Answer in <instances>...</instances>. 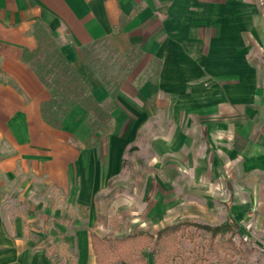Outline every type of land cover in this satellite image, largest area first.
<instances>
[{"label":"crops","instance_id":"0c3cea01","mask_svg":"<svg viewBox=\"0 0 264 264\" xmlns=\"http://www.w3.org/2000/svg\"><path fill=\"white\" fill-rule=\"evenodd\" d=\"M98 44L115 74L84 60ZM53 48L109 114L96 131L78 104L43 118L31 61ZM142 144L166 213L224 182L221 213L264 264V0H0V264H52L44 230L95 264L96 196Z\"/></svg>","mask_w":264,"mask_h":264},{"label":"rangeland","instance_id":"374dc122","mask_svg":"<svg viewBox=\"0 0 264 264\" xmlns=\"http://www.w3.org/2000/svg\"><path fill=\"white\" fill-rule=\"evenodd\" d=\"M83 57L99 76L106 77L109 72L113 74L116 71L118 72V56L106 54V48L101 44L92 46L88 53L83 54ZM106 64H111V66L107 67ZM119 70L121 71V69ZM150 155V150L145 144L141 145V149L135 145L128 147L121 174L111 180L108 186L96 196L98 215L93 226L95 233L100 236L116 237H121L138 230L153 233L157 229L179 220H188L211 227L223 224L231 225L229 220L233 219L229 216L224 217V213L222 212V208H224L223 204L225 205L229 202L228 188L224 182H220L218 185L217 183L213 184V189L210 192L204 193H201L203 191L200 190L197 192L198 189L195 186L196 198L192 200L193 202H190V205H187L185 200L181 203V201L176 199H169L171 203L175 201L179 203L172 204L174 206L173 210L166 213L159 205L162 200H159V196H156L157 193L155 194L152 189H157L158 193L161 189L165 192L166 180L163 179V182L159 180L157 183H149L150 176L153 173L163 178L166 175L165 169L158 167L151 170L148 166ZM177 170L179 173L181 172V168ZM170 175L174 174L170 172ZM181 190V188H178V192H181ZM166 200L168 201V199ZM186 208L190 210H186ZM63 218L67 222L69 221V216L65 215ZM36 222H33L34 226H36ZM236 228L237 223L236 226H232L231 232L217 235L215 241L217 242V251L209 248L207 239L210 237V233L203 229H198L197 233L199 237L194 241H190L189 239L182 240L180 246L181 253L187 256L193 249L197 250L202 255L197 264H252L248 257L253 251V247L249 245L246 238L238 234ZM189 230L192 231L194 228H189ZM44 234L45 236H43ZM59 234L50 235L48 231L44 230V232H39L35 237L45 238V242L47 243L55 240L54 242L58 244L63 242L59 240ZM228 238L235 246V252L230 248L223 250L218 247L221 242H226ZM74 251V248H68L67 254L70 256V260H72ZM61 254L62 252L57 250L54 259L61 258ZM142 255L148 262H152V256L147 249L142 252ZM63 261L64 259L61 258L60 261H57V264H61ZM176 262L175 264H178L179 260H176Z\"/></svg>","mask_w":264,"mask_h":264},{"label":"trees","instance_id":"16d2710c","mask_svg":"<svg viewBox=\"0 0 264 264\" xmlns=\"http://www.w3.org/2000/svg\"><path fill=\"white\" fill-rule=\"evenodd\" d=\"M35 67L39 79L50 90L51 98L43 104L42 115L45 121L54 127L61 125L63 115L67 109L75 104L80 105L87 110L89 116L87 123L94 132L105 124L109 119V114L96 102L88 91L81 77L69 66L65 58L54 48L52 52L45 51L41 56L31 61ZM231 225L236 226L233 220H229ZM223 224L221 226L211 227L206 224H199L188 220H179L170 225L157 229L155 232L138 230L125 234L121 237L100 236L94 231H90V246L95 258V264H113L118 260L123 264H197L202 257L197 250H192L187 256L181 253V243L184 239L194 241L199 237L198 229H203L210 233L207 239L209 248L217 251V235H223L231 232L232 226ZM194 228V230H189ZM60 241H63L60 237ZM220 249H232L235 252V246L230 242L223 241L218 245ZM44 252L51 259L52 264H57L61 258L64 259L61 264H76L77 253L74 251L72 260L68 256L69 246L63 241L56 243L54 241L46 244ZM147 249L152 262L142 255ZM57 250L61 251V258L54 259Z\"/></svg>","mask_w":264,"mask_h":264}]
</instances>
